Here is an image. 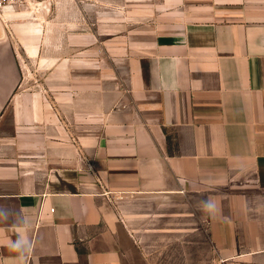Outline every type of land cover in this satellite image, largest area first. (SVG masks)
<instances>
[{"label": "crops", "instance_id": "crops-1", "mask_svg": "<svg viewBox=\"0 0 264 264\" xmlns=\"http://www.w3.org/2000/svg\"><path fill=\"white\" fill-rule=\"evenodd\" d=\"M100 4L0 96V264H264V0Z\"/></svg>", "mask_w": 264, "mask_h": 264}, {"label": "rangeland", "instance_id": "rangeland-1", "mask_svg": "<svg viewBox=\"0 0 264 264\" xmlns=\"http://www.w3.org/2000/svg\"><path fill=\"white\" fill-rule=\"evenodd\" d=\"M69 1H72L73 4L57 0L47 9L38 12H31L27 9L0 11V41L5 40V43H8V47L18 62L20 73L26 81L24 85L15 89V93L23 90L39 91L44 90V86L47 87L44 77L48 76L49 68L41 65L43 61L49 60L50 56H53L54 45L62 43L65 31L76 34L88 31L90 33L89 42L94 44L100 43L99 40L103 37L106 43H110L113 38L111 34L113 21H102L96 18L98 15L97 5L101 0ZM111 1L105 0V2ZM87 2L91 3L89 8L86 6ZM100 5L102 7V4ZM105 11H112V3L105 4ZM144 22L151 21L150 19L131 21L132 24ZM102 25H105L106 32L104 36L100 37L97 36L96 31ZM52 30H58L55 32L56 36H53L55 41L50 40L46 35V33L51 35ZM10 86L8 83H0V96ZM4 106L0 105V117L8 110Z\"/></svg>", "mask_w": 264, "mask_h": 264}, {"label": "water", "instance_id": "water-1", "mask_svg": "<svg viewBox=\"0 0 264 264\" xmlns=\"http://www.w3.org/2000/svg\"><path fill=\"white\" fill-rule=\"evenodd\" d=\"M19 78L20 71L15 55L8 47V43H4L0 46V83H8L11 86L3 93L10 94L15 89Z\"/></svg>", "mask_w": 264, "mask_h": 264}, {"label": "built area", "instance_id": "built-area-1", "mask_svg": "<svg viewBox=\"0 0 264 264\" xmlns=\"http://www.w3.org/2000/svg\"><path fill=\"white\" fill-rule=\"evenodd\" d=\"M57 0H0V11L27 9L29 11L38 12L47 9Z\"/></svg>", "mask_w": 264, "mask_h": 264}, {"label": "clouds", "instance_id": "clouds-1", "mask_svg": "<svg viewBox=\"0 0 264 264\" xmlns=\"http://www.w3.org/2000/svg\"><path fill=\"white\" fill-rule=\"evenodd\" d=\"M212 207H213L212 204H210V205L208 206L209 209H211ZM14 247H16V248H20V247H21V242L18 241V242L14 245Z\"/></svg>", "mask_w": 264, "mask_h": 264}, {"label": "flooded vegetation", "instance_id": "flooded-vegetation-1", "mask_svg": "<svg viewBox=\"0 0 264 264\" xmlns=\"http://www.w3.org/2000/svg\"><path fill=\"white\" fill-rule=\"evenodd\" d=\"M17 10H18V9H14V10H11V11H17ZM6 13H7V12H6ZM6 13H5V14H6ZM3 17H5V16H3Z\"/></svg>", "mask_w": 264, "mask_h": 264}, {"label": "bare ground", "instance_id": "bare-ground-1", "mask_svg": "<svg viewBox=\"0 0 264 264\" xmlns=\"http://www.w3.org/2000/svg\"><path fill=\"white\" fill-rule=\"evenodd\" d=\"M31 12H34V11H31Z\"/></svg>", "mask_w": 264, "mask_h": 264}]
</instances>
